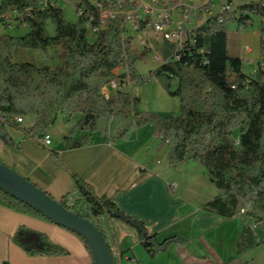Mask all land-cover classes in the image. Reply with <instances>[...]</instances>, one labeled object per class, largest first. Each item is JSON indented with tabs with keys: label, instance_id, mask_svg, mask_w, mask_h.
<instances>
[{
	"label": "trees",
	"instance_id": "trees-1",
	"mask_svg": "<svg viewBox=\"0 0 264 264\" xmlns=\"http://www.w3.org/2000/svg\"><path fill=\"white\" fill-rule=\"evenodd\" d=\"M65 1L75 8L78 18L74 24L65 20L57 0H0V25L27 28L21 37L0 35V131L5 133L4 127L16 128L24 139H36L59 119L69 123L78 116L69 135L62 139L65 147L72 150L87 146L94 134L115 143L128 140L136 129L150 127L154 137L160 139L159 147L169 143L166 161L170 167L194 162L205 170L217 196L203 210L225 220L242 219L237 257L227 264H247L240 256L257 246L251 225L264 224V72L258 64L254 72L246 75L241 60L228 55L226 25L250 26L257 17L259 36L264 35L262 0L208 19L193 31L178 60L168 57L149 75L168 96L179 101L178 114L167 116L141 110L139 98L121 91L126 78L114 74L117 67L125 66L128 74L135 76L136 62L148 55L147 51L138 54L133 49L121 15L107 18L101 27V11L91 0ZM49 23L54 27L53 36L48 32ZM95 29L97 32L92 31ZM262 43L260 51L264 54ZM56 50H60V58L54 67L49 54ZM27 53L48 55V62L37 66L15 58L16 54ZM111 83L116 89L105 96L102 89ZM14 117L32 118L34 123L23 128L12 121ZM236 130L237 142L233 138ZM76 133L83 135L74 143L71 138ZM1 140L11 146L7 135ZM50 156L60 163L56 153ZM70 177L80 200L72 207L60 201L65 209L74 212L85 202L92 218L108 220L121 212L110 197H97L80 177ZM0 207L49 222L1 191ZM241 210L245 212L243 217H239ZM137 223L145 232L144 223ZM66 231L77 236L89 252L80 236ZM151 239L155 240V236L140 234L150 258L170 245L185 242L171 238L163 241L162 249L157 251L147 244ZM25 251L29 255L63 253L48 241L43 250Z\"/></svg>",
	"mask_w": 264,
	"mask_h": 264
},
{
	"label": "crops",
	"instance_id": "crops-1",
	"mask_svg": "<svg viewBox=\"0 0 264 264\" xmlns=\"http://www.w3.org/2000/svg\"><path fill=\"white\" fill-rule=\"evenodd\" d=\"M91 1L94 3L95 0ZM160 1L171 5L178 0ZM260 1L190 0L188 3L198 15L194 24L199 27L216 16L225 4L237 8ZM117 12L121 14V11ZM258 27L257 17L247 28L235 23L226 25L228 55L241 60L246 75L254 72L261 63L264 72ZM130 36L132 47L138 54L148 52L147 59L138 62L144 66L146 73L141 77L138 74L132 76L125 66H120L121 74L126 78V85L121 91L132 98H139L145 112L161 116L178 114V99L168 96L157 81L149 77L168 57H172L174 45L149 31L132 32ZM114 74H119L118 70ZM115 89L107 86L102 93L108 96ZM78 119L77 116L69 123L59 119L47 131L55 138V142L51 141L47 148L42 146L39 138L24 139L22 132L16 128L4 127L11 146L0 139V164L36 185L54 200H65L68 207L80 200L70 177L71 174L76 175L92 188L97 197H110L119 211L143 222L146 235L155 236L157 244L171 238L185 241L170 245L150 258L136 229L114 218L94 219L87 204L81 202L74 213L91 217V222L103 233L104 229L111 231L115 256L119 258L123 253L119 259L123 264H227L237 257L236 243L243 221L241 218L225 220L203 210V206L217 196V191L201 166L194 162L176 167H170L168 163L163 165L170 145L167 142L159 147L160 139L154 137L148 126L136 129L126 141L112 143L94 134L87 146L68 150L62 139L69 135ZM33 123L32 118H23L20 126L29 128ZM82 135L76 133L71 141L77 142ZM233 138L237 142V130L233 132ZM51 152L56 153L60 163L50 156ZM172 183L176 185L174 193L168 189ZM251 232L256 245L264 241V234L257 235V228H252ZM47 241L63 253L29 255L25 251L26 248L43 250ZM258 256L251 250L240 256V260L252 264L250 259L257 261ZM91 263L90 253L74 234L33 216L0 207V264Z\"/></svg>",
	"mask_w": 264,
	"mask_h": 264
},
{
	"label": "built area",
	"instance_id": "built-area-1",
	"mask_svg": "<svg viewBox=\"0 0 264 264\" xmlns=\"http://www.w3.org/2000/svg\"><path fill=\"white\" fill-rule=\"evenodd\" d=\"M190 0H178L169 5L160 0H95V6L101 11V27L109 20L105 18V10L121 11L122 20H126L125 29L129 32L149 31L162 37L164 41L174 45L172 58L178 60V54L185 47L188 40L192 39L193 31L197 28L194 24L198 15L194 7L188 3ZM43 7L47 6L46 2L42 3ZM264 7V0H262ZM106 7V8H105ZM207 9V8H206ZM234 11V7L223 5L217 15L228 14ZM200 17V16H199ZM241 28H247L240 26ZM92 31H96L92 30ZM262 41L261 48L264 51V35L260 37ZM262 68V64H260ZM115 88V84H110ZM17 125H22L23 118L14 117L12 119ZM43 147H49L51 138L46 133L39 139ZM175 184L168 185L170 193H174ZM245 215L244 210L239 212V217ZM255 227L256 225H251Z\"/></svg>",
	"mask_w": 264,
	"mask_h": 264
},
{
	"label": "water",
	"instance_id": "water-1",
	"mask_svg": "<svg viewBox=\"0 0 264 264\" xmlns=\"http://www.w3.org/2000/svg\"><path fill=\"white\" fill-rule=\"evenodd\" d=\"M5 136L6 133L0 131V139ZM38 138L40 139L41 136ZM0 191L27 206L50 223L80 236L89 249L93 264H114L102 231L98 230L88 219L65 209L36 185L2 164H0ZM113 218L136 229L141 236L144 235L145 232L141 225L124 213H114ZM147 244L154 250L162 249L160 244H157L153 239L149 240Z\"/></svg>",
	"mask_w": 264,
	"mask_h": 264
},
{
	"label": "rangeland",
	"instance_id": "rangeland-1",
	"mask_svg": "<svg viewBox=\"0 0 264 264\" xmlns=\"http://www.w3.org/2000/svg\"><path fill=\"white\" fill-rule=\"evenodd\" d=\"M57 3H58L59 9L63 12V16H64L65 20L68 23L74 24L77 21L78 17H77V14H76V11H75V8L73 7V5L71 3L65 1V0H57ZM105 13H111L112 15L113 14H116V15L119 14V12L114 11V10H105ZM47 28H48L49 34L51 36H53L54 35V27H53V25L51 23H49ZM0 33L2 35L3 34H7V35H10V36H14V37H21V36H24L27 33V28L17 27L14 24L10 25L7 28H4L3 26L0 25ZM19 53H23V52H19ZM31 53H34V52H31ZM23 55L24 56L19 54V56H18L16 54L15 58L17 60H20V61H30V62L36 64L37 66H42V65H44L45 63L48 62V55L46 57L43 56L42 54H36V53L35 54L27 53V54H23ZM260 55H261V59L264 60V54L260 53ZM49 56H51V58H52V60H51L52 65L54 67H56V65H58V63H59L60 50H56L54 52H50ZM146 59H147V57L144 60H142V61H137L136 62V64H135V72H136V75L138 74L137 76L141 77L142 75H145L146 71H145L144 66L142 64H139L138 62H143ZM138 64H139V66H138ZM116 70H118L119 74H121V72H122L121 71V67L118 66ZM140 108H141V110H143L142 103H140ZM25 123H27V122H25ZM49 136L51 138V141L55 142L54 136L52 134L49 135ZM165 163H167L166 160L163 161V165ZM258 213L259 214L261 213V208L260 207H258ZM75 214H77V213H75ZM78 216H80V215H78ZM80 217L84 218L83 216H80ZM89 218L90 219H88V220L91 222V217H89ZM94 226L96 228H98V230H100V231L102 230L97 225H94ZM253 228L255 230H256V228L258 229L257 235L259 234V235L262 236L264 234V224H259L257 227H253ZM104 234H105L104 236L106 238L108 246H109L110 250L112 251V257H113L114 264H123L122 262L119 261V258L117 256H115L114 242H113V236H112L111 231H108V230L104 229ZM255 249H253L255 251V253L259 254V256L257 257V261L253 262L250 259L249 262H251L252 264H264V261H263V259H264V241H262L259 245H257Z\"/></svg>",
	"mask_w": 264,
	"mask_h": 264
},
{
	"label": "bare ground",
	"instance_id": "bare-ground-1",
	"mask_svg": "<svg viewBox=\"0 0 264 264\" xmlns=\"http://www.w3.org/2000/svg\"><path fill=\"white\" fill-rule=\"evenodd\" d=\"M116 14H111V13H105V18L107 19V18H112L113 16H115ZM121 15V14H120ZM125 23H126V20L124 21V25H125Z\"/></svg>",
	"mask_w": 264,
	"mask_h": 264
}]
</instances>
